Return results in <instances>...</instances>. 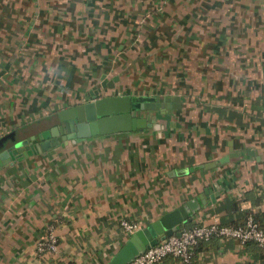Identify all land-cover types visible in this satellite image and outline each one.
<instances>
[{
    "label": "crops",
    "instance_id": "obj_1",
    "mask_svg": "<svg viewBox=\"0 0 264 264\" xmlns=\"http://www.w3.org/2000/svg\"><path fill=\"white\" fill-rule=\"evenodd\" d=\"M96 93L161 103L138 114L152 125L2 163L0 264H111L123 219L179 206L176 230L264 226V0H0V138L30 143ZM188 264H264V247L212 237Z\"/></svg>",
    "mask_w": 264,
    "mask_h": 264
},
{
    "label": "water",
    "instance_id": "obj_2",
    "mask_svg": "<svg viewBox=\"0 0 264 264\" xmlns=\"http://www.w3.org/2000/svg\"><path fill=\"white\" fill-rule=\"evenodd\" d=\"M161 102L157 97L137 96L135 100L128 94L94 95L92 99L58 112L60 122L41 130L29 138L15 139L14 133L0 138V165L21 154H31L47 150L53 143L65 139H84L99 134L129 131L152 125L148 116L138 115L140 111L153 109ZM11 139V142L7 138ZM23 148L25 152H23ZM22 151V152H21ZM198 207V206H197ZM194 209V207H192ZM189 213L184 206L169 210L157 219L129 234L128 241L115 255L111 264H123L141 249L155 244L159 239L173 233L179 234L176 226L185 222Z\"/></svg>",
    "mask_w": 264,
    "mask_h": 264
},
{
    "label": "built area",
    "instance_id": "obj_3",
    "mask_svg": "<svg viewBox=\"0 0 264 264\" xmlns=\"http://www.w3.org/2000/svg\"><path fill=\"white\" fill-rule=\"evenodd\" d=\"M121 225L128 234L139 229L137 221L123 219ZM179 231V234L173 233L141 249L123 264H157L168 255L177 257L182 264H188L194 253V247L200 241H208L212 237H232L241 244L253 241L264 247V227L259 225L252 214H248L242 223L202 222L183 227ZM46 248L56 249V236L52 230L37 245L38 250Z\"/></svg>",
    "mask_w": 264,
    "mask_h": 264
},
{
    "label": "trees",
    "instance_id": "obj_4",
    "mask_svg": "<svg viewBox=\"0 0 264 264\" xmlns=\"http://www.w3.org/2000/svg\"><path fill=\"white\" fill-rule=\"evenodd\" d=\"M10 142H11V141H10ZM255 219H256V217H255ZM256 220H257V219H256ZM243 221H244V220H243ZM243 221H242V222H243ZM257 221H258V220H257ZM242 222H240V223H242ZM258 223H259V221H258ZM233 224H237V223H233ZM259 225L262 226V227H264V226L261 225L260 223H259ZM200 242H201V241H200Z\"/></svg>",
    "mask_w": 264,
    "mask_h": 264
},
{
    "label": "flooded vegetation",
    "instance_id": "obj_5",
    "mask_svg": "<svg viewBox=\"0 0 264 264\" xmlns=\"http://www.w3.org/2000/svg\"><path fill=\"white\" fill-rule=\"evenodd\" d=\"M8 140H9V142L11 141V139L10 138H7Z\"/></svg>",
    "mask_w": 264,
    "mask_h": 264
}]
</instances>
